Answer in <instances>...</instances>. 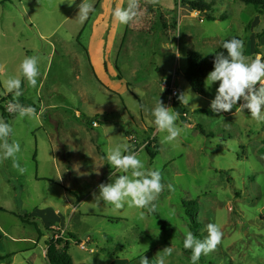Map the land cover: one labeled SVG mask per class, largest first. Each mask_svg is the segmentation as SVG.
Returning a JSON list of instances; mask_svg holds the SVG:
<instances>
[{
	"label": "rangeland",
	"instance_id": "1",
	"mask_svg": "<svg viewBox=\"0 0 264 264\" xmlns=\"http://www.w3.org/2000/svg\"><path fill=\"white\" fill-rule=\"evenodd\" d=\"M97 1L90 0L94 7L81 22L83 0H0V91L6 79L21 76L25 56L40 58L37 86L22 83L18 98L36 110L34 119L7 115L5 102L14 105L17 98L0 96V120L13 127L9 142H19L17 161L25 169L21 174L11 159L0 160V208L37 218V230L44 236L45 222L33 212H58L60 223L49 229L57 227L59 238L68 241L73 264H142L144 258L148 264L161 259L164 264H191L192 251L183 247L185 233L191 231L188 212L198 226L197 238L208 235L209 223L223 232L221 243L201 255L198 264H264V123L247 110L213 113L210 102L218 82L201 96L184 80L188 52L196 51L209 62L230 36L244 41L249 60L264 58V13L240 0H203L212 4L216 18L207 21L185 6L198 0H139L137 17L119 25L111 10L127 7L128 0H102L105 13ZM102 32L105 53L99 56L109 58L105 81L93 73L89 58ZM172 81L179 96L190 101L182 103L185 117L162 87ZM159 99L179 114L182 132L170 143L163 141L166 133L157 131L151 115ZM52 103L57 110L45 108ZM40 108L46 118L53 119L52 112L72 117V124L64 121L63 133L57 135L70 138L74 146L67 156L71 172L68 163L51 160L54 143L49 141L57 139L56 133L44 117L36 118ZM92 122L98 127H91ZM90 140L106 159L108 149L126 144L147 169L159 170L164 187L154 201L155 211L96 204L98 186L116 176L110 180L115 169ZM5 225L11 236H20L13 221L6 219ZM12 245L0 241V255ZM36 253L35 264H48L38 249ZM12 264L25 263L19 256Z\"/></svg>",
	"mask_w": 264,
	"mask_h": 264
},
{
	"label": "clouds",
	"instance_id": "2",
	"mask_svg": "<svg viewBox=\"0 0 264 264\" xmlns=\"http://www.w3.org/2000/svg\"><path fill=\"white\" fill-rule=\"evenodd\" d=\"M75 0H73V3ZM94 5L90 0H83L79 6L78 17L81 22L87 19L89 12ZM138 0H128L127 7L116 6L112 8L111 14L119 25H128L138 15ZM224 52L215 55L213 70L205 79V88L211 89L217 85L215 96L210 102V109L213 113H227L235 108L244 112L247 110L250 117L257 123H264V58L259 55L252 60L245 55L244 41L237 38L226 40L222 45ZM40 58L38 55L25 56L19 65L20 77H9L4 82V90L0 96L12 94L17 98V103L12 106L19 118L34 119L36 110L31 106H24L18 102L23 95L22 83L27 86L36 87ZM192 99V97H191ZM180 103L188 104L190 101L182 94L178 97ZM153 123L158 132L163 136L164 142H173L180 137L182 129L177 126L179 114L166 107L159 99L156 106L151 110ZM13 133V127L0 120V160L11 159L14 167L18 168L21 174L25 171L17 161V154L21 151L17 141L9 142ZM127 153V154H125ZM107 161L115 172L114 181L107 184H100L99 195L95 196L96 204L103 201L114 210H120L126 205L137 209H149L155 211L154 201L163 190L162 177L159 170L147 169L144 161L138 153L131 152L126 144L117 145L107 150ZM117 173H123L116 175ZM151 206V207H150ZM144 213H140L143 219ZM208 235L199 239L191 231L185 233L183 247L191 249V264H198L201 255H207L216 249L222 241L223 232L221 227L215 223L206 226ZM167 255L171 254L168 249ZM144 258L142 264H148ZM159 264H164L163 259Z\"/></svg>",
	"mask_w": 264,
	"mask_h": 264
},
{
	"label": "crops",
	"instance_id": "3",
	"mask_svg": "<svg viewBox=\"0 0 264 264\" xmlns=\"http://www.w3.org/2000/svg\"><path fill=\"white\" fill-rule=\"evenodd\" d=\"M99 2H101L102 8L104 10L103 12L105 13L106 6L102 2V0H98L97 4ZM99 22H100V18L98 17L93 22V25L95 27H97ZM103 34L104 33L102 32L101 38L103 37ZM41 38H43V36H41ZM104 49H105V45H104V40L102 38L100 43L98 44V49L95 52H89V58H90V64H91L93 73L101 75L102 79L105 81V77L104 76H105V71H107L108 68H109V66H108L109 58L106 55H105L106 56L105 57L104 54L101 55V57L99 56V54L101 52L105 53ZM108 52L109 51H107V54H108ZM2 90H3V88H2ZM61 97H64V96H61ZM64 99L66 100V97H64ZM66 104H67V102H66ZM59 106H60V104H59ZM40 107H41V104H40ZM48 107H49V109H52V110H57L58 109V105H55L53 103H52V105H48L45 108H48ZM42 110H44V108L43 109L40 108L38 110L36 118L37 117L38 118L39 117L43 118L44 116H46L44 111L42 112ZM67 110L70 111V109H67ZM52 115L54 116L53 119H51L50 117H48V118L44 117L46 119L45 121L49 122L51 127L54 128L55 133H56V138H57L55 141H52V140L49 141L50 143H54L51 146V160L53 162H56V163L59 161L62 164H64V166H65L66 163H68V165L70 166L68 172H71L73 168L71 167V163L68 162L67 156H68V154H72L73 153L72 152V148L74 146L71 144V142H70L71 139L70 138H67V139L61 138V140H60L57 137V135L60 134V133L61 134L63 133L64 121L66 123H68L69 125L72 124V120H71L72 117H70V116L68 117L67 115L63 117L62 115H60L59 112H52ZM76 116L77 115H75L74 117L77 118ZM38 122H39L40 128L45 127L43 122H40V121H38ZM57 123L59 124V126H60V124H62V126L59 127ZM90 141L93 144L92 148L98 153L97 147L94 146V143H93L92 140H90ZM55 142H56V144H55ZM16 214L17 213L6 211V210H3V209L0 208V241H3V240L6 239V240L9 241V243L11 245L13 244L12 245V249L10 250V252H8L4 256L0 255V258H1L0 263L12 264L14 262V260L17 259V257L21 256L22 261L25 264H35L36 258H37V256H39L36 253L37 249L40 251V257L42 259H45V261H46V258H45V250L46 249H45V246H44V241L47 239L48 235H45V236L42 237L43 245H41L40 244V239L41 238H39L38 233L32 227L22 225L21 222L16 217ZM33 214L36 215L37 217H39L43 222H45L43 224V226L45 225L46 228H49V226L54 224V222H59L60 223V220H61L60 219L61 217H59V213L58 212H55V214L58 215V216H54L53 213L49 212L48 210H36L35 212H33ZM6 219L10 220V222L13 221L17 225V227L20 230V236L19 237L11 236L5 230V228H6L5 220ZM46 219H48L50 221V224H48L45 221ZM26 229H33L34 231L26 230ZM46 263H48V262L46 261Z\"/></svg>",
	"mask_w": 264,
	"mask_h": 264
},
{
	"label": "trees",
	"instance_id": "4",
	"mask_svg": "<svg viewBox=\"0 0 264 264\" xmlns=\"http://www.w3.org/2000/svg\"><path fill=\"white\" fill-rule=\"evenodd\" d=\"M240 2L243 3L244 5H247V6H253L257 10L259 15H263V13H264V0H240ZM185 6L187 7V9L189 11L203 15L207 21H215L216 20V18L214 16H212V4H210V3H206L203 0H198L196 2H185ZM221 19H224V18L221 17ZM232 38H237V37L230 36V37L226 38L224 41L230 40ZM237 39H239V38H237ZM223 42H222L221 46L218 48V50L212 55L209 62H206L203 59V57L200 55V53H198L196 51H191V52L187 53V68H186V71L184 74V80L188 83V85L191 87V89L198 95L203 96L205 94V76H206V73L213 70V61H214L215 55L220 53V52L225 51L222 47ZM166 95H168V94H166ZM11 96H12L11 94H7L6 98L11 99ZM19 100L21 101L20 98H19ZM0 101L3 102L4 98L3 97L0 98ZM173 101L178 104V106L181 109V113L183 115H186L183 104L180 103V101L178 100V97H175L173 99ZM194 112L197 113V112H200V110H195ZM14 114H16V113L14 112ZM14 114H12V115H14ZM7 115L11 116L10 114H7ZM198 128L199 127L197 126L196 129H198ZM147 148L145 150H147ZM97 151L103 159L107 160L105 155L99 151L98 147H97ZM106 167H107V165H106ZM187 215H188L190 222H191L190 229L194 235L196 233L195 230L198 228V226L196 224L194 217L192 216V213L188 212ZM16 217L18 218V220L21 222L22 225L33 227L34 229H36V232H38L39 238H40V236H42V237L44 236V235L40 234L39 231L37 230V226H36L37 218H35L29 214H26V213L16 214ZM53 227L55 229H57V227H55V226H53ZM45 230L48 233V237L44 241V246L46 249L45 250V258H46V261L48 262V264H73L71 258L69 257V255L67 253L68 241H65V240L63 241V239H60V238L55 240L54 239V235L56 233L55 230L49 229V228H45ZM0 260H1V258H0ZM149 264H158V263L156 261H150Z\"/></svg>",
	"mask_w": 264,
	"mask_h": 264
},
{
	"label": "built area",
	"instance_id": "5",
	"mask_svg": "<svg viewBox=\"0 0 264 264\" xmlns=\"http://www.w3.org/2000/svg\"><path fill=\"white\" fill-rule=\"evenodd\" d=\"M162 87L165 89V92L168 93V97L169 98L174 99L175 97L179 96V92H178L177 88L174 85V81H172L171 84H167V83L164 82L162 84ZM5 103H6V106H5L6 113L10 114V115L14 114V111L11 110L13 104L10 101H7ZM183 116L185 117V115H183ZM77 117H78V115H77ZM91 127L96 128V127H98V124L96 122H92L91 123ZM52 229L55 230V232H56L55 235H54V239L56 240L59 237L61 238V236H59V234H58L59 233L58 230L55 229L54 227H52Z\"/></svg>",
	"mask_w": 264,
	"mask_h": 264
}]
</instances>
